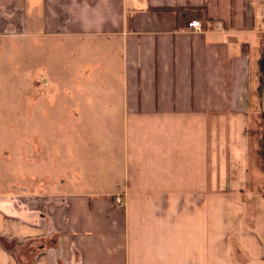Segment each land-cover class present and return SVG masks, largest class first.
Listing matches in <instances>:
<instances>
[{
	"label": "crops",
	"instance_id": "obj_1",
	"mask_svg": "<svg viewBox=\"0 0 264 264\" xmlns=\"http://www.w3.org/2000/svg\"><path fill=\"white\" fill-rule=\"evenodd\" d=\"M262 3L0 0V44L95 43L108 73L93 124L123 126L108 187L92 168L52 192L50 169L32 173L41 155L0 159V264H264L263 204L248 199Z\"/></svg>",
	"mask_w": 264,
	"mask_h": 264
},
{
	"label": "rangeland",
	"instance_id": "obj_2",
	"mask_svg": "<svg viewBox=\"0 0 264 264\" xmlns=\"http://www.w3.org/2000/svg\"><path fill=\"white\" fill-rule=\"evenodd\" d=\"M258 1L264 5V0ZM258 10L264 19L263 10L259 6ZM50 40L54 39L0 44V159L27 149L41 155L32 173L45 169L46 176L39 179L48 181L50 169L52 192L69 179L68 173L73 180L79 174L83 178L82 169L95 168L106 187L111 186L121 167L123 126L94 125L92 120L95 92L106 86L108 72H95V43L84 46L86 41L80 40L72 48L69 42ZM256 112L251 121L250 159L252 180L260 176V181L259 185L251 182L254 193L248 199L258 196L264 209V105ZM252 209L248 208L251 215Z\"/></svg>",
	"mask_w": 264,
	"mask_h": 264
},
{
	"label": "built area",
	"instance_id": "obj_3",
	"mask_svg": "<svg viewBox=\"0 0 264 264\" xmlns=\"http://www.w3.org/2000/svg\"><path fill=\"white\" fill-rule=\"evenodd\" d=\"M224 25L219 23L217 29L219 31H222L224 29L223 27ZM188 28L192 31H196V32H202L204 31V25L202 23L201 20L199 19H193L192 21L189 22L188 24ZM123 195L117 197V203L119 204L120 207H124L125 206V200L122 197Z\"/></svg>",
	"mask_w": 264,
	"mask_h": 264
}]
</instances>
